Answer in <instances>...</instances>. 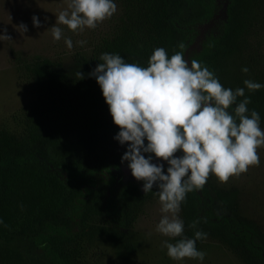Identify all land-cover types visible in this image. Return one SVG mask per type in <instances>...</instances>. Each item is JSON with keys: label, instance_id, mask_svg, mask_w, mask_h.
I'll list each match as a JSON object with an SVG mask.
<instances>
[{"label": "trees", "instance_id": "trees-1", "mask_svg": "<svg viewBox=\"0 0 264 264\" xmlns=\"http://www.w3.org/2000/svg\"><path fill=\"white\" fill-rule=\"evenodd\" d=\"M122 1L129 14L130 29L135 30L130 31L127 21L121 19L114 31L120 39L128 34L139 37L138 48L144 57L138 62L142 67L147 66L155 47H163L169 55L181 52L186 60H197L213 71L222 86L245 88L244 95L250 98L247 107L255 109L260 121H264V87L249 91L243 85L245 78L261 84L264 78L242 79L229 63L230 55L243 44L252 19L246 18L258 0H246L244 8L240 0H181L185 14L180 18L166 10L152 11L150 0ZM122 41L114 43L115 51L127 59L131 42ZM102 51L112 50L106 46ZM22 67L36 98L24 110V133L18 144L14 134L0 126V201L6 194L22 200L28 250L23 255L18 248L6 244L0 248V264H32L35 255L39 264H79L78 238L87 226L94 232L104 231L114 247L130 251L133 243L121 222L134 210L143 193L142 181L136 180L128 167L134 181H125V167L110 149L104 148L99 159L78 156L52 143L46 131L52 111L62 112L76 100L80 109L83 107V112L110 135L109 148L114 146V151L122 155L125 147L113 139L119 126L113 123L101 90L84 77L78 79L75 70L70 69L72 78L60 62L46 56L24 60ZM241 99L242 96L237 97V101ZM174 155H179V151ZM158 160L166 167L160 158L154 157L153 162ZM218 196L236 213L235 189L221 190ZM201 203L191 208L192 216L198 213L200 219L195 227L190 226V220V236L200 229L231 246L246 264H264V234L253 220L237 215L231 221H217ZM253 238L263 248L253 246Z\"/></svg>", "mask_w": 264, "mask_h": 264}, {"label": "rangeland", "instance_id": "rangeland-1", "mask_svg": "<svg viewBox=\"0 0 264 264\" xmlns=\"http://www.w3.org/2000/svg\"><path fill=\"white\" fill-rule=\"evenodd\" d=\"M115 3L116 11L98 22L95 28L85 27L83 31H72L67 26L59 24L62 29L61 39L53 40L50 26L55 23V14L67 6V0H0V34L5 35L0 36V126H5L14 134L16 144L24 133V110L36 98V92L22 67L24 60L36 55L52 58L60 62L64 71L72 78L74 75L69 73L70 69L76 73L78 71L83 73L85 80L96 89L100 88L95 78L89 77L87 73L99 62L100 54L106 46H110L112 51L105 52L117 53L115 42H123L122 40L131 42L128 45L129 57L123 59L125 62L141 66L138 61L142 58L143 52L138 48L139 37L135 35L132 38L128 34L120 39L121 37L116 36L114 31L116 24L125 19L130 29L131 21L123 1L115 0ZM241 4L244 8L246 0H240ZM150 5L152 11L166 10L178 18L185 14L181 0H150ZM33 14L41 21L39 26H33L31 20ZM247 19H251V22L247 24L243 44L230 55L229 63L242 79L251 76L264 78V0L253 3L252 13ZM21 24L26 25L25 31ZM134 30V27L130 29ZM65 36L71 38V48L65 45ZM78 40H84L86 43L77 44ZM144 60L146 61V58ZM242 66H247V73L241 71ZM76 103L77 101L73 100L62 112L57 109L52 111L46 124V131L52 143L65 152L97 159L102 156L104 148L110 149L109 151L114 152L120 159L121 154L114 151V146L110 144L109 148L107 145L111 140L107 131ZM259 126L264 130V121H260ZM256 151L259 163L249 165L247 171L239 175H230L223 182L209 173L203 186L186 193L179 212L184 222L185 236L191 237L188 233L190 220L200 219L198 213V216H192L191 210L200 201L202 208L210 212L209 215L214 220L224 222L226 219L223 218H227L231 221L233 216L240 215L253 220L264 234V145L259 146ZM122 165L125 167V181H132L127 170V162H123ZM226 189L237 191L236 213H233L218 196L221 190ZM107 203L108 200L105 201V204ZM24 214V204L18 196L6 194L1 199L0 248L9 244L26 255L28 248ZM161 215L158 196L151 191L146 194L143 192L134 210L121 222L132 240V249L127 251L114 247L105 238L104 231L94 232L87 226L85 232L78 238L79 264H246L231 246L214 235L196 240V248L205 253L202 261L191 258L180 261L170 259L166 255V250L161 247V241L172 238L155 231V224ZM93 224L95 223L91 225ZM252 245L263 248L256 238H253ZM36 252L38 254V251ZM31 263L39 264L37 255Z\"/></svg>", "mask_w": 264, "mask_h": 264}, {"label": "clouds", "instance_id": "clouds-1", "mask_svg": "<svg viewBox=\"0 0 264 264\" xmlns=\"http://www.w3.org/2000/svg\"><path fill=\"white\" fill-rule=\"evenodd\" d=\"M115 11V0H67L55 14L51 36L61 39L59 24L72 31L95 28ZM31 20L33 26L41 23L35 14ZM20 26L26 30V25ZM64 43L72 47L70 37L65 36ZM98 61L87 75L95 78L112 121L119 126L113 139L125 147L121 162L126 161L131 175L142 181L144 194L158 196L162 215L155 231L172 238L162 240L161 247L172 260L202 261L205 253L195 243L207 233L197 229L191 237L184 235L181 202L187 192L204 185L209 173L223 182L259 163L256 149L264 145L259 113L247 107L245 88L222 86L213 71L178 51L169 55L155 47L144 67L110 52L101 53ZM241 71L247 73V66ZM76 75L80 79L84 74ZM243 85L249 91L264 87L248 78ZM238 96L243 99L237 102ZM154 157L166 167L159 160L153 162ZM198 222L193 220L190 226Z\"/></svg>", "mask_w": 264, "mask_h": 264}]
</instances>
